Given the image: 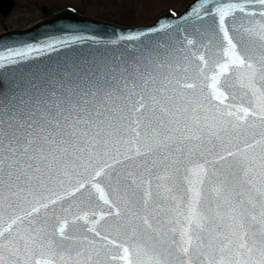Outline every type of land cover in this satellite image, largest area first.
Returning <instances> with one entry per match:
<instances>
[{
  "label": "snow or ice",
  "instance_id": "1",
  "mask_svg": "<svg viewBox=\"0 0 264 264\" xmlns=\"http://www.w3.org/2000/svg\"><path fill=\"white\" fill-rule=\"evenodd\" d=\"M171 15L0 45V264H264V0Z\"/></svg>",
  "mask_w": 264,
  "mask_h": 264
},
{
  "label": "rangeland",
  "instance_id": "2",
  "mask_svg": "<svg viewBox=\"0 0 264 264\" xmlns=\"http://www.w3.org/2000/svg\"><path fill=\"white\" fill-rule=\"evenodd\" d=\"M12 10L0 13V31L24 28L65 7L120 25L153 21L160 13H179L189 0H13Z\"/></svg>",
  "mask_w": 264,
  "mask_h": 264
},
{
  "label": "water",
  "instance_id": "3",
  "mask_svg": "<svg viewBox=\"0 0 264 264\" xmlns=\"http://www.w3.org/2000/svg\"><path fill=\"white\" fill-rule=\"evenodd\" d=\"M13 6V0H0L1 14H8L12 10ZM182 10L177 13L176 16H178ZM172 13L174 12L166 10L160 13L153 21L148 23L120 25L110 20H105L100 17L81 13L73 7H65L27 27L14 28L0 32V45L41 42L47 37H59L62 31H65L70 27L88 29L90 32L99 34L105 38H114V33H123L127 35L135 30H144L146 26L156 24L158 18H160V22L167 23L174 19V17L171 15ZM63 54L64 53H61V55ZM55 57V53L46 54L42 59H37L35 63L40 64L46 62L49 58Z\"/></svg>",
  "mask_w": 264,
  "mask_h": 264
},
{
  "label": "flooded vegetation",
  "instance_id": "4",
  "mask_svg": "<svg viewBox=\"0 0 264 264\" xmlns=\"http://www.w3.org/2000/svg\"><path fill=\"white\" fill-rule=\"evenodd\" d=\"M5 30H7V29H5ZM4 31V30H3ZM1 32V31H0Z\"/></svg>",
  "mask_w": 264,
  "mask_h": 264
}]
</instances>
